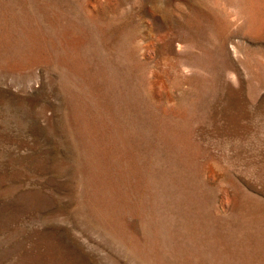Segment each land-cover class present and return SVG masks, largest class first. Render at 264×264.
I'll list each match as a JSON object with an SVG mask.
<instances>
[{
  "label": "rangeland",
  "instance_id": "1",
  "mask_svg": "<svg viewBox=\"0 0 264 264\" xmlns=\"http://www.w3.org/2000/svg\"><path fill=\"white\" fill-rule=\"evenodd\" d=\"M0 264H264V0H0Z\"/></svg>",
  "mask_w": 264,
  "mask_h": 264
}]
</instances>
